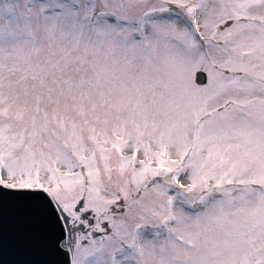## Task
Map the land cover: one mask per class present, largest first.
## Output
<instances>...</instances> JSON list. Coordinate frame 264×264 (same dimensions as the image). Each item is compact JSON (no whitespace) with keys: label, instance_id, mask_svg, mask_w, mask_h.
<instances>
[{"label":"snow or ice","instance_id":"obj_1","mask_svg":"<svg viewBox=\"0 0 264 264\" xmlns=\"http://www.w3.org/2000/svg\"><path fill=\"white\" fill-rule=\"evenodd\" d=\"M23 264H264V0H0V223Z\"/></svg>","mask_w":264,"mask_h":264},{"label":"water","instance_id":"obj_2","mask_svg":"<svg viewBox=\"0 0 264 264\" xmlns=\"http://www.w3.org/2000/svg\"><path fill=\"white\" fill-rule=\"evenodd\" d=\"M45 258L27 241L18 225L9 221L6 228L0 223V264H23Z\"/></svg>","mask_w":264,"mask_h":264}]
</instances>
